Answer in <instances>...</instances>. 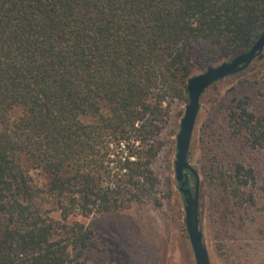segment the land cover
<instances>
[{"label":"trees","instance_id":"16d2710c","mask_svg":"<svg viewBox=\"0 0 264 264\" xmlns=\"http://www.w3.org/2000/svg\"><path fill=\"white\" fill-rule=\"evenodd\" d=\"M263 30L264 0H0V264H102L83 257L92 232L70 219L152 192L160 123L187 102L188 51L233 55ZM212 113L201 169L219 232L238 243L247 217L264 216V79Z\"/></svg>","mask_w":264,"mask_h":264},{"label":"rangeland","instance_id":"374dc122","mask_svg":"<svg viewBox=\"0 0 264 264\" xmlns=\"http://www.w3.org/2000/svg\"><path fill=\"white\" fill-rule=\"evenodd\" d=\"M206 47V43L200 42L188 51L186 64L191 71L190 77L203 73L207 67L228 62L241 53L221 54L204 62L200 55ZM246 79H264V49L246 70L218 81L204 91L200 97L199 112L189 147L188 162L199 176L200 230L210 264H231L232 246L238 250L235 254L241 255L238 259L240 264H264V229L261 228L264 216L254 211V215L247 217L242 241L233 243L229 234L219 232L223 229L222 213L210 212L212 198L201 169L202 128L213 118L212 112L226 91ZM186 103L174 101L160 123L161 133L156 139L160 142V150L151 164L156 178L152 192H148L140 203H131L127 209L105 215L95 214L89 218L70 219L69 224L76 221L92 232L83 253L87 262L98 260L102 264H195L184 223V200L178 191L174 172L176 135ZM31 176L38 185L45 183L39 173L32 172ZM193 182L190 176L189 184L192 186ZM42 209L50 210L46 214L47 219L62 223L52 205L44 204ZM252 221L255 224H251ZM76 250L78 249H74L73 253Z\"/></svg>","mask_w":264,"mask_h":264},{"label":"water","instance_id":"95a60500","mask_svg":"<svg viewBox=\"0 0 264 264\" xmlns=\"http://www.w3.org/2000/svg\"><path fill=\"white\" fill-rule=\"evenodd\" d=\"M264 49V30L252 46L228 62H223L188 79L186 84L187 103L176 135L174 161L175 181L184 200V223L191 245L195 264H210L207 249L200 230L199 218V176L188 162L189 147L193 129L199 112L200 97L206 89L229 76L246 70ZM190 176L193 185L189 184Z\"/></svg>","mask_w":264,"mask_h":264}]
</instances>
